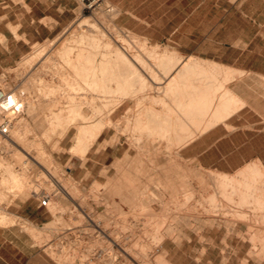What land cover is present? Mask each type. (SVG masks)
I'll return each instance as SVG.
<instances>
[{
	"label": "rangeland",
	"instance_id": "1",
	"mask_svg": "<svg viewBox=\"0 0 264 264\" xmlns=\"http://www.w3.org/2000/svg\"><path fill=\"white\" fill-rule=\"evenodd\" d=\"M76 5L74 18L56 37L31 45L19 61L0 69V89L4 91L16 89L17 91L25 79L27 80L28 75L39 71L40 63L51 55L73 30L80 29L79 22L88 15L104 28L121 29L128 35L135 36L137 40L146 39L149 45H167L177 49L184 56L195 54L235 68V75L228 84L244 101H240L241 103L238 101L230 115L243 109L239 113L243 115L242 122L260 119L264 124V0H102L99 6L91 9L85 8L80 0H76ZM42 50L44 58L37 57L36 61H32L30 65H21L25 56L36 57L38 51L42 54ZM54 62V59L51 60L42 70V74H46L47 78L52 76L57 81L53 68L55 66L52 64ZM60 87L56 95L59 96V104L65 106L70 88L67 85ZM221 90L222 92L220 89L216 90V94H219L216 98L223 93V89ZM34 98L32 93L28 95V99L36 103L35 109L24 105L22 111L16 114L26 119L24 121L26 129L31 128L28 133L29 141L32 143L36 138V140L41 139L42 146L47 152L45 160L49 161L52 171L62 178L66 188L70 187L69 189L75 191L78 189L80 198L76 202L83 205V211L74 206L77 204L73 203L68 195L59 192L57 186L51 181L52 177L42 171L41 165L32 163L35 166H31L30 157L22 154L21 158L16 160L13 152L15 147L14 149L12 146L3 148L0 144L1 155L12 161L15 170L26 169L25 173L28 176V189H26L28 195L17 190L8 193L9 189L6 186L2 190L7 192V196L1 203L2 211L16 216L15 223L6 228L24 233L27 251L31 250L36 254L27 264H137L131 256L145 264H260L247 255L252 246L251 233H249L251 231L246 227L247 225L240 224L236 227L237 229L229 230V232L226 226L220 227L214 224L211 227L195 218V215L208 213H226L232 216L237 208L243 207V210L247 212L253 208L250 203L239 205L237 198L233 199L235 201H225L218 196L217 200H210L209 194L216 190L210 174L218 170L201 167L194 162L193 158L182 154L179 160H182L184 169L190 175L189 181L194 186L202 183L205 186V189L196 186L200 190L191 198L184 199L181 188L175 192L178 195L181 193V196L172 195L173 193L168 191L164 198L157 202L151 199L136 201V198L121 202L118 197L107 198L104 189L106 184L110 180L119 178V172L114 163L121 160L123 168L128 165L124 158L128 146L127 141L123 139L125 137L124 140H126V137L131 136L130 131H119L121 141L115 143L111 140L112 138L109 139L114 135L113 129L105 130L88 152H79L80 154L77 153L73 157L70 147L73 144L72 136H74L75 128L66 127L67 129H64L67 132H63V126L59 128L57 126L56 130L50 132L51 134L43 137L42 133L47 126L46 113L50 103L42 101L40 104ZM122 109L120 113H117V118L122 114ZM119 122L123 126V119ZM0 138L2 140L3 137L0 135ZM106 138L109 140L108 143L101 146ZM31 143L27 148L30 153L34 152L31 149L35 150L36 145V142L32 143L34 146H31ZM142 160L143 165L146 164L145 158ZM122 165L119 166L122 167ZM237 171L232 174H236ZM1 179L2 173H0V181ZM259 180L260 178L258 183H261ZM195 181L200 182L197 184ZM35 192L40 196H48V200H51L49 205L42 206V223L38 225L15 213L19 209L18 204L23 200L27 198L40 200L38 194H34ZM53 202H56L58 207L54 210ZM185 203L188 205H184ZM183 207L186 213L191 209L188 212L190 216L187 213L184 219L176 214L178 211H184L180 210ZM228 212H231V215ZM84 213H88L91 218L96 219L95 221L102 223L110 236L94 227L92 220L90 221ZM191 215L194 216V220ZM170 224L174 228L171 234H168L167 229ZM176 235L181 237L178 241L174 240ZM12 240L17 242L23 238ZM121 247L125 248L131 256L125 254ZM261 264H264V261Z\"/></svg>",
	"mask_w": 264,
	"mask_h": 264
},
{
	"label": "bare ground",
	"instance_id": "2",
	"mask_svg": "<svg viewBox=\"0 0 264 264\" xmlns=\"http://www.w3.org/2000/svg\"><path fill=\"white\" fill-rule=\"evenodd\" d=\"M89 17L88 15L83 17L78 24L80 29L73 30L71 35L40 63L39 71L28 75V78L26 77L27 80L25 79L17 91L9 89L11 101L20 103L22 107L29 105V108L35 109L36 103L34 104L32 100L28 99V95L32 93L38 103L41 104L42 101L50 103L45 119L47 126L42 135L43 137L48 136L50 132L56 130L57 126L58 128L63 126V129L74 127L73 144L70 147L73 157L79 152H88L105 130L113 129L114 135L109 139L112 138L111 140L115 143L121 141L119 131H130L131 136L126 137V140H124L125 137L123 139V141H127L128 146L124 155L128 165L123 168L121 160L114 163L119 172V178L109 179L110 181L104 188L107 198L118 197L121 202H128L135 198L136 201L137 199L145 201L151 199L157 202L162 200L168 191L173 193L172 195L179 196L181 193L179 195L176 193V195L175 192L180 188L184 192V195L182 193L184 199L191 198L200 190L197 187L205 189V186L203 183L194 186L189 181L190 175L184 169L182 160H179L182 157V149L201 133L217 123L225 121L231 116V111L237 106V102L244 101L228 84L235 75V68L224 66L220 62L195 54L184 56L177 49L167 45H149L146 39L137 40L135 36L131 35V37L115 27L104 28ZM38 52L37 55L33 54L36 57L25 56L21 65H30L32 61H36L37 57L44 58L43 50L42 54ZM53 59L55 62L52 64L55 66L53 68L55 76L58 78L57 81L52 76L47 78L46 74H42V70ZM19 70L21 69L19 68ZM238 72L236 73L238 74ZM62 85H67L70 88L65 106L59 104V96L56 95ZM219 89L221 92L223 89V93L219 98H216L218 94H216V90ZM120 109H122V114L117 118L116 115ZM121 119L124 122L123 126L119 122ZM13 120L9 135H3L0 140L1 146L3 148L12 146L13 149L15 147L13 152L16 160H19L22 154L30 157L31 166L34 165L32 163L41 165L42 171L52 177L51 181L57 186L59 192L68 195L73 203L77 204L76 201L80 198L78 189L76 188V191L69 189L70 187L67 189L62 178L52 171L49 161L45 160L47 152L42 146L40 138L39 140L34 139L35 150L31 149L34 152L28 151L27 148L31 143L28 133L31 128L26 129L24 125L26 119L24 120V117L16 114ZM63 132L67 131L64 129ZM107 141L109 140L106 138L103 143L101 142V146L106 145ZM32 143L31 146H34ZM11 155L13 156V154ZM142 158H145L146 164L144 165ZM21 160L23 161V159ZM21 160L20 162H22ZM13 166L12 161L0 153L1 226H8L16 221V216L1 209V203L6 199L7 192L17 190L28 195L26 193V189H28L26 169L17 171ZM210 178L216 185L215 192L209 194L210 200L213 201L218 196L225 201L237 198L239 205L250 203L253 208L249 213L244 211L243 207L240 209L233 207L236 210L232 209L234 211V213L231 211L232 216L226 213L198 214L195 215L196 220L211 227L214 224H218L220 227L226 226L227 231L237 229L236 227L240 224L247 225L246 227L251 231L249 233H251L250 243L252 246L245 253L247 252L249 258H253L261 264L264 261V164L262 165V162L247 164L240 168L236 174L222 171L211 172ZM259 178L261 183H258ZM199 182L195 181L197 184ZM6 186L9 190L3 192L2 188ZM50 201H48V205ZM56 204L53 202V210L58 208ZM74 206L83 211V205ZM180 210H184V207ZM220 211L218 212L220 213ZM187 213L184 210L178 211L176 214L184 219ZM84 214L90 218V221L92 220L94 227L96 226L100 232L110 236L102 223L95 221L96 219L91 218L88 213ZM187 215L190 216L189 213ZM191 216L194 220V216ZM181 221L183 220L181 219ZM200 225L202 224L200 223ZM173 228V225L170 224L167 229L168 234H171ZM179 237L177 236L174 240L178 241ZM112 240L114 241V239ZM121 249L125 254L131 256L125 248L121 247ZM131 257L137 264H145L138 258Z\"/></svg>",
	"mask_w": 264,
	"mask_h": 264
},
{
	"label": "crops",
	"instance_id": "3",
	"mask_svg": "<svg viewBox=\"0 0 264 264\" xmlns=\"http://www.w3.org/2000/svg\"><path fill=\"white\" fill-rule=\"evenodd\" d=\"M76 8V0H0V69L19 61L31 45L56 37L72 21ZM242 110L198 135L182 149L183 156L227 173L253 161L263 165L264 124L260 119L242 122ZM18 208L16 214L42 223L39 199L27 198ZM6 227L0 225V264H27L36 254L27 251L25 234Z\"/></svg>",
	"mask_w": 264,
	"mask_h": 264
},
{
	"label": "built area",
	"instance_id": "4",
	"mask_svg": "<svg viewBox=\"0 0 264 264\" xmlns=\"http://www.w3.org/2000/svg\"><path fill=\"white\" fill-rule=\"evenodd\" d=\"M85 8H94L99 6L102 3V0H80ZM11 93L9 90L0 89V135L5 136L9 135L11 131V126L14 123L13 117L16 113H20L22 111V106L18 102L11 101ZM36 195L38 193H35ZM40 197V205L47 206L48 205V196L39 195Z\"/></svg>",
	"mask_w": 264,
	"mask_h": 264
}]
</instances>
